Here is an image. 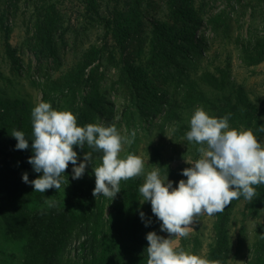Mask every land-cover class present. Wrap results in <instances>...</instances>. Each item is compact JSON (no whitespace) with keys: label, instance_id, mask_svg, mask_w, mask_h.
I'll use <instances>...</instances> for the list:
<instances>
[{"label":"rangeland","instance_id":"obj_1","mask_svg":"<svg viewBox=\"0 0 264 264\" xmlns=\"http://www.w3.org/2000/svg\"><path fill=\"white\" fill-rule=\"evenodd\" d=\"M113 1L103 0L102 4H109L112 9ZM183 1L202 21L192 35L197 47L185 46L184 56L182 52L170 50L171 59L166 58L165 62L160 57L152 60L149 57L147 28L137 41L124 49L104 37V29L90 19L83 0H0V100L13 102L7 107L6 122L22 131L26 139L30 138L31 109L47 93L51 107L72 113L77 126L97 123L114 126L124 137L134 133L129 137L131 143L122 145L120 157L129 153L140 157L145 171L161 163L167 169V174L160 171L161 176L167 175L175 187L177 181L186 179L180 175L181 171L200 155L197 146L184 139L189 118L196 108L214 117L219 107L234 103L237 89L242 88L247 99L260 111L259 123L264 125V52L261 61L254 65L249 64L244 52L249 46H258L256 53L260 48L264 51V0ZM174 2L152 0L144 3L142 9L148 11L153 21H165L169 5ZM44 15L52 20L55 43L52 53L47 52L48 48L39 49L32 36L35 19ZM207 19H212V25ZM7 21L11 29L12 59L6 56L2 44V30ZM88 44L102 51L82 76L80 54ZM140 69L145 79H140ZM210 75L217 81H212ZM198 92L204 95L203 101L199 100ZM5 136L10 134L1 133L0 151L12 158L20 156L11 143L5 142ZM259 139L264 147V132H260ZM30 145L31 141L27 149L30 154L23 156L25 164L31 155ZM74 151L79 163L84 152L91 150L85 146ZM98 155L93 153V167L99 164ZM71 167L69 164L66 168L60 188L50 189L51 195L46 200L76 213L81 210V204L73 198L72 184L87 179L94 185V175L91 165H86L83 177L72 180ZM13 172L19 177L24 173L17 163ZM95 199L107 214L108 197L98 194ZM250 201H239L230 215L226 264H253L256 256L264 259V206ZM141 202L138 194L139 212L144 213L145 220L151 219L154 232L167 238V233L159 231L160 222L151 213L150 204ZM32 206L38 210L51 208L45 201L34 202ZM213 222V215L201 213L194 217L187 235L177 237L172 242L173 248L206 258L214 235ZM1 233L0 264H20L22 244ZM73 253L71 250V258ZM66 259L70 257L64 256L63 264H76L64 262Z\"/></svg>","mask_w":264,"mask_h":264},{"label":"trees","instance_id":"obj_2","mask_svg":"<svg viewBox=\"0 0 264 264\" xmlns=\"http://www.w3.org/2000/svg\"><path fill=\"white\" fill-rule=\"evenodd\" d=\"M103 0H83L90 19L104 29V37L126 48L142 36V30L148 29L149 57H160L166 61L171 59L170 50L182 52L184 47L194 46L192 35L202 24L195 12L183 0L169 3L165 21H153L147 10L142 9L144 3L152 0H114L113 8L102 4ZM8 22L2 30V44L8 58H14L9 44L11 29ZM212 25V19H207ZM216 24V23H215ZM32 36L39 49H47L52 53L55 43L52 35V20L48 15L35 19ZM61 41L64 40L60 37ZM258 46H249L244 49L249 64L254 65L261 61L263 49L256 53ZM101 51L94 44L83 47L80 54L81 75L88 70L100 56ZM185 51V50H184ZM175 62V61H173ZM137 71V70H132ZM140 79L144 77L143 69L138 70ZM82 78V77H81ZM217 81L214 76L209 77ZM144 92V89L142 90ZM142 95V94H141ZM199 100L204 95L198 92ZM50 96L43 94V102H48ZM147 101L146 99H144ZM9 99L0 100V138L1 133L10 134L16 127L6 122ZM15 106V105H14ZM141 111V108H138ZM81 112V118L83 117ZM230 113L229 125L239 130L250 129L260 143L257 126H260V111L247 99L243 89L238 88L234 103L226 107H219L214 117H221ZM5 142L13 146L16 141L11 136H5ZM76 147L73 146V150ZM20 156L12 158L7 152L0 151V231L11 241L21 243L20 264H146L147 247L145 235L153 231V223L143 228L140 220L138 205V186L140 178L133 177L120 181V192L111 200L108 198L109 211L104 214L103 205L97 203L92 196L94 185L87 179L72 184L74 199L81 204V210L76 213L58 205L48 210H38L32 204L43 203L51 194L48 189L44 193L33 192L30 184L21 181V176L13 172L14 164L28 174L29 181L39 174L32 171L31 166L24 161L23 156L29 155L26 150H16ZM154 160V159H153ZM161 172L167 174V169L161 163H156ZM69 167V165H68ZM67 170V169H65ZM256 194L250 199L251 204L264 206V184L254 186ZM244 199L242 196L230 201L221 212L214 214L213 239L209 245L206 258L208 261H220L226 264L229 250V236L227 225L230 215L236 204ZM31 200V202H29ZM75 244L74 246H72ZM264 248V243L262 245ZM71 250H74L72 259ZM253 264H264V259L254 257ZM250 264V263H249Z\"/></svg>","mask_w":264,"mask_h":264},{"label":"clouds","instance_id":"obj_3","mask_svg":"<svg viewBox=\"0 0 264 264\" xmlns=\"http://www.w3.org/2000/svg\"><path fill=\"white\" fill-rule=\"evenodd\" d=\"M231 114L221 117L209 116L203 109L196 108L188 121L184 139L197 146L200 154L180 175L186 177L175 183L161 176L160 167L145 171L144 161L129 153L120 157L122 145L131 143L129 137L121 136L114 126L92 123L77 126L75 116L69 111H58L48 102L37 103L30 112L31 136L26 139L22 131L13 130L11 137L16 141L14 150L29 149L27 163L37 178L29 181L27 172L21 175L23 183L30 184L33 192L44 193L48 189L58 190L65 169L71 164V178L77 180L85 174L86 165H91L94 175L92 196L108 197L113 200L120 192V181L143 176L138 186L141 204H150V211L159 221V231L147 232L146 264H220L201 256L175 249L172 242L185 237L194 217L201 213L214 215L221 212L230 201L243 197L250 200L256 194L255 185L264 184V147L250 129L231 128ZM264 132V125L257 126ZM87 146L82 158L73 150ZM93 153H98L99 164L92 166ZM49 207L54 202L45 200ZM139 217L145 227L142 211Z\"/></svg>","mask_w":264,"mask_h":264}]
</instances>
